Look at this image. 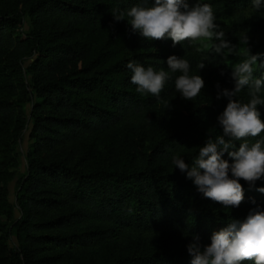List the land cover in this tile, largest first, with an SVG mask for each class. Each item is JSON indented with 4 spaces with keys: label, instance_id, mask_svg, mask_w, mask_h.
Masks as SVG:
<instances>
[{
    "label": "trees",
    "instance_id": "trees-1",
    "mask_svg": "<svg viewBox=\"0 0 264 264\" xmlns=\"http://www.w3.org/2000/svg\"><path fill=\"white\" fill-rule=\"evenodd\" d=\"M198 2L213 6L239 55L216 54L215 41L197 51L199 44L187 41L173 47L171 38L149 40L133 32L127 17L114 18L113 12L151 7L154 0H0V217L12 219L9 227L0 220V264H17L5 235L12 227L22 264H191L187 247L167 241L196 233L211 243L232 220L264 209L257 190L264 177L254 186L241 179L245 198L230 210L204 197L172 163L179 155L191 165L208 136L223 134L217 117L228 99L211 106L182 98L175 89L181 73L168 69L169 56L188 60L190 70L205 59L232 89V65L250 49L259 54L254 76H264V9L255 11L252 0ZM129 61L170 73L159 98L136 91ZM35 94L27 169L16 197L20 216L14 217L7 181L16 173L25 105ZM236 98L248 102V90ZM258 107L264 119V105ZM261 138L264 132L249 142ZM223 158L231 160L227 153ZM148 231L165 240L143 243Z\"/></svg>",
    "mask_w": 264,
    "mask_h": 264
},
{
    "label": "clouds",
    "instance_id": "clouds-1",
    "mask_svg": "<svg viewBox=\"0 0 264 264\" xmlns=\"http://www.w3.org/2000/svg\"><path fill=\"white\" fill-rule=\"evenodd\" d=\"M252 7L260 12L264 9V0H252ZM113 15L116 21L127 17L133 32L149 40L171 38L173 47L187 41L191 45L199 44L197 51L209 49L206 41H215L211 51L216 54L223 56L227 50L239 55L236 45L220 30L213 6L208 3L154 0L151 7L137 5L126 12H113ZM258 60L259 54L253 55L249 49L248 58L232 65L235 86L218 91L217 99H228L225 109L217 117L223 134L215 139L208 136L191 165L179 155L172 158L175 168L185 172L204 197L222 204L225 209L239 207L243 202L245 193L241 179L254 186L264 177V138L249 142L250 138L260 137L264 132V119L258 107L264 105V97L260 95L264 90V76H254ZM167 63L171 73H181L175 79L176 91L185 100H195L205 87L202 76L189 75L190 63L184 58L172 55ZM259 66L264 68V64ZM126 67L132 73L131 83L141 94L159 98L166 82L171 79L169 72L156 71L152 66L145 67L134 61H129ZM204 67V62L198 65L199 69ZM217 88H220L219 84ZM244 89L250 96L248 102L236 98ZM237 141L240 142L238 148ZM225 153L231 160L223 158ZM257 190L264 193V187ZM192 237L187 245L191 264H244L245 261L264 264V209L253 208L245 220H232L214 232L207 245L202 244L199 234L193 233Z\"/></svg>",
    "mask_w": 264,
    "mask_h": 264
},
{
    "label": "rangeland",
    "instance_id": "rangeland-1",
    "mask_svg": "<svg viewBox=\"0 0 264 264\" xmlns=\"http://www.w3.org/2000/svg\"><path fill=\"white\" fill-rule=\"evenodd\" d=\"M25 23L23 29L25 31H29L32 29V20L31 18L26 15L24 16ZM33 57H29L25 60V63L28 64ZM204 62L205 67L202 69H199L198 66L194 69H191L189 71V75H201L202 78L205 81V87L201 90V93L198 97H196V103L201 102L203 104H209L211 106H215L216 103L220 100L217 99L218 91H222L224 88H226V83L220 78L217 77L209 68L207 62L205 59H202L200 63ZM217 84L220 85V88H217ZM39 100V97L37 94L34 95L33 99L26 103L25 108L28 115V120L26 127L24 128V132L22 137L19 139L18 144L16 145V152L18 157V163L16 166L13 167V169L16 171L15 175L7 181V197L13 203L14 205V217L20 216V210L17 205V190L20 186V181L27 169V159H26V152L30 146L31 139L29 137V133L32 127V120H31V109L34 101ZM0 220L2 222H5L7 224V227L12 226V219H7L5 216H1ZM6 240L8 243V253L11 259H13L14 262L17 264L21 263V255H20V248H19V242L18 239L14 233V227L9 228V231L6 232ZM192 234L186 233L183 235L177 236V238H171L167 241V245H170L171 247L176 246H184L187 247V245L192 241ZM141 239L143 243H150L155 246L160 245L163 240H165V234L161 233L160 231H148L143 234H141ZM201 242L203 245L209 244L208 241L203 240L201 238ZM105 250V248H103ZM104 253V252H102ZM108 253V252H107Z\"/></svg>",
    "mask_w": 264,
    "mask_h": 264
}]
</instances>
